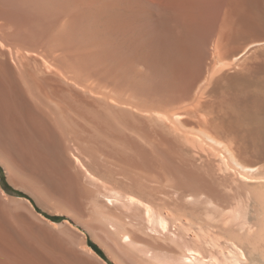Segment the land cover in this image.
I'll list each match as a JSON object with an SVG mask.
<instances>
[{
    "label": "bare ground",
    "instance_id": "1",
    "mask_svg": "<svg viewBox=\"0 0 264 264\" xmlns=\"http://www.w3.org/2000/svg\"><path fill=\"white\" fill-rule=\"evenodd\" d=\"M152 2L141 13L118 0L91 1L83 11L76 3L53 23L0 25V163L36 202L0 194V264H108L88 236L115 264H264V156L245 155L224 120L240 105L205 101L207 85H174L169 75V59L192 50L183 40L214 28L187 25ZM146 19L173 39L157 81L137 68L141 54L121 52L129 39L108 57L70 50L80 47L78 35ZM40 28L51 30L48 39ZM212 47L218 52L217 40ZM104 59L111 66L101 69ZM40 197L66 220L46 224L47 240L34 248L25 213L43 218Z\"/></svg>",
    "mask_w": 264,
    "mask_h": 264
},
{
    "label": "rangeland",
    "instance_id": "2",
    "mask_svg": "<svg viewBox=\"0 0 264 264\" xmlns=\"http://www.w3.org/2000/svg\"><path fill=\"white\" fill-rule=\"evenodd\" d=\"M91 1L95 3L96 0H40V3L36 0H0V13L5 16L3 17L0 14V25L8 23L9 19L13 25H16L14 21H12V19L15 20L16 18L17 21L15 23L19 24L24 20L25 23L23 22V25L36 19L45 20L46 22L44 21V24L53 23L56 20L55 17L62 14L67 7H74L76 3H79L77 5L79 7L83 5L84 8H80V11H83V9H88ZM118 1L123 3L124 7L131 8L139 13L145 10L146 0ZM152 3L156 8L159 7L158 9L162 11L170 14L175 13V15L184 18L183 20L185 21L183 23H187V25L195 26L205 20L204 22L207 23V26H212L214 28L212 36L208 35L205 39L197 36L192 40H183L186 42L185 45H192L193 51L181 53L179 56L174 54L175 57L173 56L169 59H173L169 65L171 81L174 85L178 86L190 84L206 87L207 85L206 88L208 89L205 90V95L203 97L205 101L218 103L221 101H227L229 103L236 101L238 106L240 105L236 109L241 108L244 110V108H249L244 111L241 109L236 110L232 107L231 109L227 108L228 111H226L227 109L215 110L217 113L223 111L222 114L226 111V115L228 114L227 116H230L227 118L225 114L224 116L221 114L223 117L226 116L224 120H226L227 130L232 129L231 133L230 130H228L231 134L230 137L232 136L235 139L236 145L243 148V153H246L245 155L248 154L249 158L264 156V0H213L205 7H190L175 0H153ZM60 10H62V12H60ZM44 12L47 14L50 12L53 16H50V13L47 15ZM2 18L4 19L2 20ZM18 18L21 22H18ZM7 19L8 21H5ZM98 19L99 17L96 22L97 25L94 24L96 28H100V25H102L101 20ZM19 25L21 26V24ZM36 31V34L43 36L45 40L51 35V30L48 29L40 28ZM122 39H129L131 48L124 49L121 52L125 55L127 53L128 56L141 54L143 63L137 62V68L150 76V78H152L151 80L157 81L155 72L161 68L163 61L171 54L173 39L167 32L159 28L149 19L123 24L118 31L114 30L104 35L95 34L93 37H82L78 35L72 42L74 44H79L80 47L74 48V46H72L70 50L74 52L75 49L88 48L87 50H89L90 48L89 51L92 53L99 52L102 53V56L108 57V55L111 54L114 44ZM215 40H217L219 45L218 52L213 51L212 44ZM71 56L72 54H70V57ZM110 64L109 60L104 59L103 68H100H109L111 66ZM104 65L106 66L104 67ZM216 111L214 113H216ZM249 112H251L253 116H244L245 113L250 115ZM231 114L234 117H232ZM235 116L239 117V119L242 117L240 120L245 118L248 119V117L250 119L254 118L256 119V125L252 126L248 123L250 119L245 123L239 120L237 123H241V125H238L235 123L236 119H238ZM229 119L233 123L232 125ZM227 123H229L228 125L230 127H228ZM232 126L236 127L232 128ZM238 126H240V128H238ZM249 126L251 128H249ZM241 127L244 129L243 131ZM234 136H236V138ZM255 141L262 146H256L258 144ZM0 168L2 170L0 173V194L3 193V195H6L9 199L14 200L31 199V201L36 204L35 200H32L24 190H21L12 183L11 175L1 163ZM39 203L41 204V208L35 205L36 211L40 213L43 218L38 217L36 220L29 217L30 215L23 211L33 231V234L29 236V238L32 237L30 238V243L28 242L27 245L30 244V246L32 245V247L35 246L36 248H40V246L43 245L42 242L45 241V239L47 240L46 234H49V232L46 224L49 222L62 223L66 220L65 216L54 214L52 206L50 207V204L43 198L40 197ZM36 238L38 240H36ZM39 244L41 245L39 246ZM89 244H93L98 248L101 252L99 256H101L103 260L106 259L108 264H115L112 259L107 256L103 247L94 238L88 236V245Z\"/></svg>",
    "mask_w": 264,
    "mask_h": 264
},
{
    "label": "trees",
    "instance_id": "3",
    "mask_svg": "<svg viewBox=\"0 0 264 264\" xmlns=\"http://www.w3.org/2000/svg\"><path fill=\"white\" fill-rule=\"evenodd\" d=\"M2 172L1 168H0V173ZM90 245V248L95 251L96 253H98V255L100 254L101 255V252L98 250V248L93 245V244H89Z\"/></svg>",
    "mask_w": 264,
    "mask_h": 264
}]
</instances>
